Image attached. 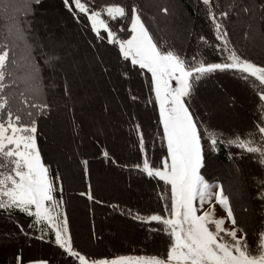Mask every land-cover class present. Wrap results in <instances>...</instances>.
Here are the masks:
<instances>
[{
	"label": "snow or ice",
	"instance_id": "1",
	"mask_svg": "<svg viewBox=\"0 0 264 264\" xmlns=\"http://www.w3.org/2000/svg\"><path fill=\"white\" fill-rule=\"evenodd\" d=\"M200 2L217 41L209 46L222 55L221 62H206L202 56L200 59L195 55L186 57L175 47L158 43L145 25L143 8L137 0L103 4L95 0H62L77 24L83 18L85 28L94 33V40H106L133 69L148 74L145 81L154 96L150 102L158 110V124L162 129L159 137L164 151L159 163L153 164L144 133L135 124L141 162L132 166L161 185L160 209L148 215L133 214L131 209H126L124 214L139 223L157 225L158 228L149 230L162 231L169 238L166 252L93 258L74 248L63 180L58 169L53 170L44 162L37 142L39 121L51 111L42 72L45 68L54 70L61 60L57 52L45 51L30 33L33 5H39L41 0H0V19L5 29L0 37L3 41L0 43V214L15 223L22 235L32 238L33 232H39L35 238L40 240L47 236L46 242L63 250L72 258V264H264V231L259 232L257 243L250 246L247 232L239 226L223 185L210 182L202 174L210 163L206 161L205 143L213 153H219L224 145L235 146L256 156L258 164L264 167V117L246 133V138L235 134L225 139L223 134L204 126L192 104L196 85L202 79L216 72L231 71L245 81L252 78V83L259 88L260 104L264 106V64L253 62L229 46V18L233 13L238 18L241 14L250 16L252 9L235 0L227 7L221 6L219 0ZM157 7L160 12L170 14L169 7ZM260 10L261 29H254L252 23L248 28L257 31L264 40V4ZM109 21L123 24L114 31ZM199 40L206 42L203 36ZM17 48L24 51L22 64L16 60ZM20 68L23 72L18 75ZM61 87L67 96L66 76ZM151 146L154 149L155 143ZM228 155L231 160L232 154ZM103 156L116 163L107 151ZM257 183V199L264 201V177ZM81 195L92 199L90 183L88 192ZM217 206L226 215L217 217ZM17 212L30 218L28 231L13 218ZM226 221L230 226H225ZM14 264H24L22 254L14 257ZM28 264L49 262L36 259Z\"/></svg>",
	"mask_w": 264,
	"mask_h": 264
},
{
	"label": "rangeland",
	"instance_id": "2",
	"mask_svg": "<svg viewBox=\"0 0 264 264\" xmlns=\"http://www.w3.org/2000/svg\"><path fill=\"white\" fill-rule=\"evenodd\" d=\"M243 1H247L246 4L251 7V15L241 14L238 18L233 13L228 20L229 28L233 29L234 40L244 56L250 58L253 62L264 63V41L261 40L257 31L249 30L248 28V24L252 23L254 29H261L259 24L261 15L254 11L255 8L251 4L256 0ZM164 2L170 9V15L167 17L155 16L154 9L158 5L165 4ZM232 2L233 0H230L229 4ZM235 2L241 3L242 0H235ZM154 6L152 9L153 15L149 14V16L153 20L151 21L152 24L160 34L174 35L172 37L175 38L179 35L186 41V37H189L190 33H194L195 21L189 15L181 0H155ZM257 8L260 11V7L258 6ZM53 12L45 17L43 25L45 33L50 36L49 41L52 40L54 43L53 51H61L66 56L61 72L65 73L62 77L66 76L68 80L69 96L64 97L63 102L60 103L59 119L57 118L58 120L55 122L49 123L47 151H50V153L55 152V158L58 156L57 160L59 157L61 158L63 165L67 169L66 174L69 176V184H73V176L76 178L75 183L80 184L82 175L79 167L76 166L78 164L77 154L81 153L84 147L91 148L93 144L95 145V142L105 141L110 144L111 150L115 154L119 155L120 149L125 152H135L126 145L122 132L124 129L119 126L121 125V121H119L121 116L124 117L126 123L130 121L129 118L133 106L124 99L122 91L117 86L119 82L115 79V74H120L119 67L115 66L113 68L108 61L107 69L101 66L94 52L86 47L79 33L75 29L71 30L66 26L63 27L62 18L55 11ZM238 29H241L239 36L236 32ZM191 38H194V36H191ZM243 43L247 44V46H244ZM49 45L48 49L52 50L51 45ZM138 77L137 74H134L133 77L130 76L125 79L123 85L126 92L128 88L133 90L138 88L137 91L144 89L142 88L143 82ZM241 79L238 73L226 72L225 76L219 81L214 80L206 87H203L198 92L196 99L198 104L197 112L205 121V126L210 131L223 134L225 139L233 138L235 134L246 138V133L253 130L254 124L264 117V106H261L258 98L259 88L252 83V78L249 79V82L252 83L251 86ZM112 83L116 86V90L110 92ZM126 85L127 87L125 88ZM70 104L73 106L78 121H80V135L75 137L71 133L68 118V107ZM136 108V115L145 122L146 127L151 126L154 123L151 109L144 107L139 101H137ZM125 130L127 129L125 128ZM96 148L98 152L97 144ZM230 149L234 156V161L229 165H223L216 158L215 153L210 152L205 143L206 161L210 163L202 170V174L210 182H218L223 185L224 192L229 196L239 226L247 232L249 245L254 246L257 243L259 232L264 231V201L257 199L259 190L257 182L261 177H264V167L258 164L256 156L243 152L235 146H231ZM49 158L54 160L50 156ZM97 160L96 156H93V159L91 158V162L95 165ZM128 180L115 171L107 170L99 165L96 166L94 181L98 185L97 187L102 186L104 188L105 195H109V203L118 201L117 198L113 197L117 193L116 190L124 189V185L129 190L135 188L130 185L136 183L137 180L134 177H130ZM133 190V195H141V192L137 189ZM72 205L75 210L73 225L75 232L80 234L77 243L83 248L93 243L99 244L98 247L102 248L103 245L106 246L109 242L113 245L118 243L124 246L127 242L125 239L132 238V234L136 235L141 231L140 229L137 231L130 229L131 232H128L130 233L129 237L127 231L121 225H118L115 228L116 231H113L114 225L109 230L101 229V225L98 224L99 234L94 238L91 235L88 209L78 199H74ZM216 215L220 217L226 215V213L217 206ZM106 218H109V221L111 220L107 212L103 216L104 223H107L105 222ZM109 226L107 224V227ZM225 226H230V222L226 221ZM142 234L144 233L142 232ZM2 236L10 243L18 240L13 232L9 236L5 233ZM137 236L134 237L137 238ZM145 239L143 237L142 240L144 241ZM165 240L166 237L160 233L153 238V242L158 246ZM34 250L45 252L47 248L39 249V247L35 246L33 247ZM4 258L5 256L1 258L2 261Z\"/></svg>",
	"mask_w": 264,
	"mask_h": 264
},
{
	"label": "trees",
	"instance_id": "3",
	"mask_svg": "<svg viewBox=\"0 0 264 264\" xmlns=\"http://www.w3.org/2000/svg\"><path fill=\"white\" fill-rule=\"evenodd\" d=\"M97 4H103L105 2H121V3H128L130 0H95ZM137 2L142 6L143 8V20L145 22V25L149 28V31L153 34L154 39L158 41V43L162 44H168L175 49L179 50L182 54H184L186 57H192L193 55L196 56L197 59H200L202 56L206 62H221L222 61V55L217 52L214 47H210L209 45H214L217 43L214 31H213V26L208 20L207 16L205 15L203 11V5L201 4L200 0H181L182 3H184L185 7L188 10L189 15H191L192 19H194V33H190L189 37H186L187 40L185 41L183 38L179 37V35L175 38L166 34H160L156 27L152 24L151 17L149 14H152V9L155 7V0H137ZM193 2V3H192ZM165 3V2H164ZM219 3L223 7H227L230 3V0H219ZM241 3L246 4L247 1H243ZM254 8L255 12L257 14L261 15V10H258V6L260 7L261 4H264L263 0H256L251 3ZM163 6H167V4H162ZM168 7V6H167ZM34 8V16H30L29 19L31 20V25H30V33L34 37L35 41L39 44H42L45 48V51H50L48 49V44L49 46L52 47L53 51L54 46L52 40L49 41L50 36H47L48 34L45 33V27H44V22H45V17L50 14L51 12L55 11L59 15V17L62 18L63 21V27H68L71 30L75 29L78 33L81 39L83 40L84 44L88 49H92L91 51L94 52L96 58L98 59L99 63L101 66H104V68L107 69L108 62L112 65L114 68L119 67V72L120 74L116 75L115 74V79L118 80L119 85L117 84L118 88L122 91L124 99L132 104V111H131V116H130V121L126 123V120L124 117L121 116V127H123V134L125 138L126 145L131 147L135 152H125L121 151L119 155L115 154L111 150L110 144H107V148L103 146L106 142H95V145L91 148L89 147H84L82 149L81 153L77 154L78 157V164H76L77 167H79L82 175V182L75 183L76 178L73 176V184H69L68 182V175L66 174L67 169L62 163L61 158L57 160L56 154L50 153V151H47L48 148V142H49V136L48 131H49V123L50 122H55L58 120V116H60V103L63 102L64 97L66 95L62 91V83H63V78L62 75H64V72L62 71L63 68V63L66 61V56H64L61 51H55L61 56L60 62L55 66V69H50V68H45L42 72V75L45 78V84H46V92H47V100L48 103L51 106V111L49 114H47L45 117L41 118L39 121V129L37 133V142L41 151V155L43 157V160L46 164L50 165L53 170L58 169L59 170V176L63 180V191H64V202H65V207L67 211V216L69 220V225H70V230L72 229L71 225L73 224V219L74 217V206L72 205V201L74 199H78L80 203L83 204V206L88 209L89 214H91V219H89L90 223V228L91 225L94 223L96 219V224L97 227L94 229V231L91 229V235L95 237L98 236L99 234V226L98 224L101 225V229H111L113 227V231H116L115 228L118 225H121L124 227L125 231H127V234H130L128 232H131L130 229H134L135 231L141 230L140 233L136 234L138 235L136 239H132V241H128L127 246L132 247L129 249H111L113 248L110 246V244H107L106 246L103 245L105 248H99L97 245H92L89 246L88 249H81L78 251H81L82 254L89 255L93 258H99L101 256H116V255H156V254H163L166 252V250H160L156 249V246L153 244H148L143 242V244L140 246L137 245L138 239H143L150 237V240L152 241V238L158 233L154 231H150V228L154 227V224L148 225V224H142L139 223L133 219H131L128 215L120 214L119 212V206L118 205H112L109 207L108 201H109V195H105V190L104 188L97 187L98 185H94L92 181V186H91V196L92 199H88L86 195L82 196L81 193H87L88 192V185L90 182H88L87 178V164L92 165L93 162H91V158L93 159V156L97 157V164L103 168H106L107 170L110 171H115L116 173H119L122 177L128 178L134 177L136 183H133L132 188L137 189L138 191L141 192L140 196L133 195V189L129 190L126 188L124 185V189L116 190L117 193H115L113 198H117V203L123 205L124 208L129 207L130 209H137L140 212L146 213L149 212L150 207H153L154 205L159 206V200H158V193H161L163 191L162 187L160 184L157 183L156 180L150 179L146 177L144 174L137 172L136 170L132 169H125L122 171L121 169L116 168V164L120 163H140L141 162V155L138 150V138L136 135V129H135V124H139L140 128L142 129L144 133V138L146 143L148 144L149 151H148V156L153 164H158L159 159L163 154L164 149L161 147L160 143V137L159 133L162 131L158 124V110L154 107V104L150 102V97L154 99L153 94L150 93L148 85L145 81V76L148 75L146 73H140L133 69L132 65L130 62L124 61L121 57L118 56V49L113 47L112 45H109L107 41H96L94 40V33H92L90 30H87L85 28V22L83 18L81 19L80 24H77L75 20L73 19L71 13L64 7L62 0H41V3L39 5H33ZM158 7L154 9L155 16H160V17H167L170 14L166 15L163 12L157 11ZM149 12V13H148ZM54 13V12H53ZM153 15V14H152ZM106 18V17H105ZM237 18V17H236ZM156 19V18H154ZM236 22V21H235ZM110 26L113 27V30H117L119 27L122 26L123 22L121 24H116L115 22L109 21ZM261 25V23H259ZM47 27V25H46ZM193 27V26H192ZM227 27L229 31V37H230V47H235L238 51H240L239 46L234 40L233 37V29L231 27L229 28V24L227 22ZM238 36L240 35L241 29L236 30ZM5 34V29L3 27V21L0 19V37H2ZM103 34V33H102ZM122 35V33H119ZM194 34V35H193ZM191 36L194 38H191ZM203 36L205 38L206 42H202L199 40V37ZM185 38V39H186ZM81 41V40H80ZM264 41V40H262ZM2 39H0V43H2ZM186 42V43H185ZM189 42V43H188ZM244 46H247V44L243 43ZM110 51V52H108ZM108 54H107V53ZM241 52V51H240ZM15 55H16V60L18 64H22V57L24 56V51L22 48H17L15 50ZM224 56L227 55V53L223 54ZM108 61V62H107ZM109 64V65H110ZM264 64V63H262ZM111 67V68H112ZM23 69L20 68L18 70V75L22 74ZM61 72V73H60ZM229 72V71H228ZM235 73V72H234ZM134 74H137L140 79L143 82V90L141 89L140 91L133 90L132 88L126 89L127 92L124 89V82L126 78H129L130 76L133 77ZM226 72H216L209 76L206 79H202L197 85H196V90L194 93V99L192 101L193 104V111L198 114V118L203 121L204 126L205 121L203 118L199 115L197 112V107L198 104L196 102L198 92L203 87H206L209 85V83L212 81H219L222 77H224ZM243 80V79H241ZM245 81V80H243ZM249 83L251 86L252 83L249 81H245ZM54 84V87H49V85ZM121 85V86H120ZM140 85V84H139ZM127 85L125 86V88ZM141 87V86H140ZM116 90V86L114 83L111 84V91ZM69 96V95H67ZM135 96L136 99L133 100L131 97ZM137 101L141 102L144 107H147L148 109H151L153 112V120L154 123L151 126L145 125V122L140 119L139 116L136 115L135 109H137ZM69 114V124H70V129L71 133L73 134V137L79 136V127H80V121H78L75 112L73 110V106L70 104L68 107ZM58 118V119H57ZM51 127V125H50ZM125 128L127 130H125ZM75 139V138H74ZM152 142L155 143V148H152ZM96 144L98 147V152L96 148ZM102 145V146H101ZM105 148L108 151V154L110 157H112L116 163L113 164L111 161L106 160L101 154L102 149ZM229 152L232 154L231 149L229 146L224 145L220 147L219 153H215L216 158L220 161L221 164L223 165H229L234 161V156L232 155V159H229ZM50 157H52L54 160H51ZM76 157V158H77ZM122 157V158H121ZM124 160V161H123ZM84 161H87V164L84 163ZM107 164V166L103 165ZM64 166V167H63ZM86 169V171H85ZM129 181V180H128ZM130 182V181H129ZM125 184V181H124ZM135 185V186H134ZM137 185V186H136ZM104 192V193H103ZM141 199V201H139ZM102 202V203H100ZM153 209V208H151ZM160 208H158L159 211ZM95 210V215L96 217L93 216V211ZM108 213L110 215L111 220L109 221V218H106L107 223L103 222V216L105 213ZM73 215V217H72ZM15 220H17L21 225L24 226L25 231H28V224L31 223L30 218L25 216L24 214H21L19 212L14 214L13 217ZM102 223V224H101ZM107 224L110 225L107 227ZM149 228V229H148ZM129 229V230H128ZM159 231V230H158ZM16 234L17 236V241L16 242H7V239L3 237L2 235L5 233L8 236L11 233ZM142 232L144 234H142ZM149 232V234L147 233ZM78 234V233H77ZM164 234V233H163ZM40 235L39 232H33L32 238L22 235L20 232V229L16 226L15 223H12L9 221L7 217H5L3 214H0V257L4 258V262L0 258V264H14V257L17 254H22L24 264H28V261L30 260H36V259H46L48 260L49 264H72V258L68 257L63 253V250L59 249L58 246H55L52 243L46 242L48 240V237H45V240H40L38 237ZM6 236V235H5ZM103 238V236H102ZM2 239V240H1ZM105 240V239H103ZM147 239H145L146 241ZM169 242V238H167V244ZM39 247L43 248L46 247L47 251L42 252L38 250L33 251V247ZM32 247V248H31ZM32 250V251H30ZM11 252V254H9ZM3 255V256H2ZM48 255V256H47ZM31 257V258H30ZM11 258V259H10ZM29 258V259H28Z\"/></svg>",
	"mask_w": 264,
	"mask_h": 264
},
{
	"label": "crops",
	"instance_id": "4",
	"mask_svg": "<svg viewBox=\"0 0 264 264\" xmlns=\"http://www.w3.org/2000/svg\"><path fill=\"white\" fill-rule=\"evenodd\" d=\"M102 146V145H101ZM103 146H105L106 148H107V143H105V144H103ZM104 151H107L105 148H103L102 149V152H101V154H103V152ZM108 152V151H107ZM134 164H136V163H134ZM134 164H130V163H120V164H116V168L117 169H121L122 171H124L125 169H132V170H135L132 166L134 165ZM95 164H92V165H90V164H87V167H86V169H87V178H88V182H90V185L92 186V181H93V184L94 185H97L96 183H95V181H94V178H95V176H96V166L98 165V164H96L95 166H94ZM103 165H105V166H107V164H103ZM100 203H102V202H100ZM108 206L109 207H111L112 205L114 206V205H118L119 206V211H117V212H119L121 215L122 214H124V212H125V210L126 209H130L129 207H126V208H124L123 207V205H121V204H118L117 203V201H114V202H110L109 203V201H108ZM151 208H153V209H151ZM158 208H160V205L159 206H156V205H154L153 207H150V208H148V209H150V211L149 212H146V213H143V212H140V211H138L137 209H135V208H133V209H131L132 210V213L133 214H135L136 212H139V213H141L142 215H148V214H151L152 212H155V211H158ZM124 215H126V214H124ZM93 216L94 217H96V215H95V210L93 211ZM89 219H91V214H89ZM71 227H72V229H71V234H72V238H73V245H74V248H75V250H81V249H88V247H85V248H83V247H81L78 243H77V239L79 238V236H80V234H77V232H75V227H74V225L72 224L71 225ZM97 227V224H96V219H95V221H94V223L91 225V228H90V230L92 229L93 231H94V229ZM153 228H158V226L157 225H155L154 224V227ZM149 229V228H148ZM154 232H156V233H160L161 235H164L165 237H166V240H165V242H162V244H160L159 246L158 245H156L154 242H153V238H152V241L150 240V237H147L146 239V241L144 240H140V239H138L139 241H138V243H137V245H139L140 246V244L142 245L143 244V242H145V243H148V244H153L154 246H156V249H160V250H166V243H167V236L165 235V234H163V232L162 231H154ZM76 233V234H75ZM92 233V232H91ZM148 234H149V232H147ZM157 235V234H156ZM95 236V235H94ZM128 236L130 237V234H128ZM134 236H136V235H133L132 234V238L130 237V238H128V239H125V240H127V242L125 243L126 245H122V244H118V243H115V245H113L111 242H109L108 244H110V246H112L113 248H111V249H118V250H120V249H129V248H132V247H128L127 246V244H128V241L130 240V241H132V239H136ZM96 238V237H95ZM97 240V239H96ZM98 243H100V242H98ZM90 244V243H89ZM91 244H92V242H91ZM94 245L96 244L97 246L99 245V244H97V243H93ZM92 244V245H93ZM92 245H90V246H92ZM103 248H105V247H103Z\"/></svg>",
	"mask_w": 264,
	"mask_h": 264
},
{
	"label": "bare ground",
	"instance_id": "5",
	"mask_svg": "<svg viewBox=\"0 0 264 264\" xmlns=\"http://www.w3.org/2000/svg\"><path fill=\"white\" fill-rule=\"evenodd\" d=\"M31 258V257H30ZM29 259V258H28Z\"/></svg>",
	"mask_w": 264,
	"mask_h": 264
}]
</instances>
